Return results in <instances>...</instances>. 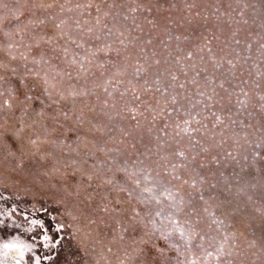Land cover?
<instances>
[{
    "label": "rangeland",
    "instance_id": "374dc122",
    "mask_svg": "<svg viewBox=\"0 0 264 264\" xmlns=\"http://www.w3.org/2000/svg\"><path fill=\"white\" fill-rule=\"evenodd\" d=\"M0 264H264V0H0Z\"/></svg>",
    "mask_w": 264,
    "mask_h": 264
},
{
    "label": "bare ground",
    "instance_id": "6f19581e",
    "mask_svg": "<svg viewBox=\"0 0 264 264\" xmlns=\"http://www.w3.org/2000/svg\"><path fill=\"white\" fill-rule=\"evenodd\" d=\"M20 251H21L20 249L13 248V247H10L7 249L8 254H10L13 258H15V255H18Z\"/></svg>",
    "mask_w": 264,
    "mask_h": 264
}]
</instances>
